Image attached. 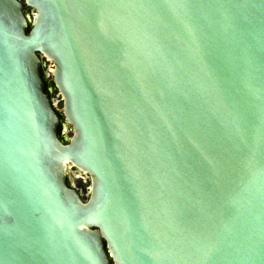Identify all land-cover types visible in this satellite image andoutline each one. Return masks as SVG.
Segmentation results:
<instances>
[{
	"label": "water",
	"instance_id": "water-1",
	"mask_svg": "<svg viewBox=\"0 0 264 264\" xmlns=\"http://www.w3.org/2000/svg\"><path fill=\"white\" fill-rule=\"evenodd\" d=\"M0 264H264V0H0Z\"/></svg>",
	"mask_w": 264,
	"mask_h": 264
},
{
	"label": "flooded vegetation",
	"instance_id": "flooded-vegetation-1",
	"mask_svg": "<svg viewBox=\"0 0 264 264\" xmlns=\"http://www.w3.org/2000/svg\"><path fill=\"white\" fill-rule=\"evenodd\" d=\"M25 8V7H24ZM46 64H49V62L45 59L42 60V66H46ZM45 67L41 69V74L43 76V80L45 81L44 84L46 83L47 84V94H49V97L51 98L52 102H53V98H58L60 100V96H59V93H58V90L57 88L54 86L52 80H51V76H48L47 74H45V71H44ZM63 125H64V121L62 120V117L60 116V121H59V137L62 139V140H65V135H64V132H63ZM84 176V174H83ZM85 178H87V176H85Z\"/></svg>",
	"mask_w": 264,
	"mask_h": 264
},
{
	"label": "rangeland",
	"instance_id": "rangeland-1",
	"mask_svg": "<svg viewBox=\"0 0 264 264\" xmlns=\"http://www.w3.org/2000/svg\"><path fill=\"white\" fill-rule=\"evenodd\" d=\"M50 68H51V66L49 64H46L44 71H45V74H47L48 76H49V73H50L49 72ZM53 104L55 105V108L58 111H61V100H59L58 98L55 97V98H53ZM65 135L66 136H70V132H67Z\"/></svg>",
	"mask_w": 264,
	"mask_h": 264
},
{
	"label": "bare ground",
	"instance_id": "bare-ground-1",
	"mask_svg": "<svg viewBox=\"0 0 264 264\" xmlns=\"http://www.w3.org/2000/svg\"><path fill=\"white\" fill-rule=\"evenodd\" d=\"M74 173V176L76 177L77 180H80L84 185L85 187L88 186V181L87 179L83 176V174L79 173L78 171H75L73 172Z\"/></svg>",
	"mask_w": 264,
	"mask_h": 264
},
{
	"label": "trees",
	"instance_id": "trees-1",
	"mask_svg": "<svg viewBox=\"0 0 264 264\" xmlns=\"http://www.w3.org/2000/svg\"><path fill=\"white\" fill-rule=\"evenodd\" d=\"M28 31V28H26V32ZM42 75V74H41ZM45 82V81H44ZM44 91L47 93V84L45 83L44 84ZM59 126H58V129H57V131L59 132Z\"/></svg>",
	"mask_w": 264,
	"mask_h": 264
},
{
	"label": "built area",
	"instance_id": "built-area-1",
	"mask_svg": "<svg viewBox=\"0 0 264 264\" xmlns=\"http://www.w3.org/2000/svg\"><path fill=\"white\" fill-rule=\"evenodd\" d=\"M49 65H50V66H51V68H52V64H51L50 62H49ZM51 68H50V71H51ZM50 71H49V72H50Z\"/></svg>",
	"mask_w": 264,
	"mask_h": 264
}]
</instances>
